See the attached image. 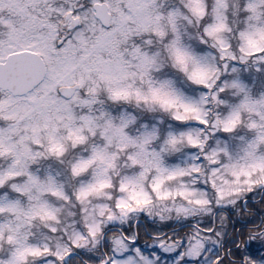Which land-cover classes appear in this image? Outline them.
Instances as JSON below:
<instances>
[{
	"label": "snow or ice",
	"instance_id": "6c2138e0",
	"mask_svg": "<svg viewBox=\"0 0 264 264\" xmlns=\"http://www.w3.org/2000/svg\"><path fill=\"white\" fill-rule=\"evenodd\" d=\"M0 264H264V0H0Z\"/></svg>",
	"mask_w": 264,
	"mask_h": 264
}]
</instances>
